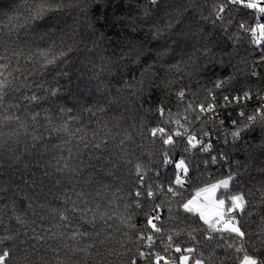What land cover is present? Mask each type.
Here are the masks:
<instances>
[{
	"label": "trees",
	"instance_id": "trees-1",
	"mask_svg": "<svg viewBox=\"0 0 264 264\" xmlns=\"http://www.w3.org/2000/svg\"><path fill=\"white\" fill-rule=\"evenodd\" d=\"M224 180L241 234L186 209ZM246 258L264 264V11L0 0V264Z\"/></svg>",
	"mask_w": 264,
	"mask_h": 264
},
{
	"label": "rangeland",
	"instance_id": "rangeland-1",
	"mask_svg": "<svg viewBox=\"0 0 264 264\" xmlns=\"http://www.w3.org/2000/svg\"><path fill=\"white\" fill-rule=\"evenodd\" d=\"M260 1L261 0H248L251 7H257L259 14L263 13L264 11V6L262 7V5L259 4ZM254 33L256 34L258 42H260L263 38V26L258 24L254 29ZM229 185L230 180H224L200 190L195 195V197L190 202H188L186 209L189 212L199 213L203 220L212 228H218L221 231L241 234L237 223H235L233 219L226 221L221 226H216L215 224L218 218L227 215L225 204L223 201L218 199L217 194L220 190L227 189ZM243 205L244 203L242 198H235L231 201V210H238L241 212ZM250 260V258H246L243 264H251Z\"/></svg>",
	"mask_w": 264,
	"mask_h": 264
},
{
	"label": "built area",
	"instance_id": "built-area-1",
	"mask_svg": "<svg viewBox=\"0 0 264 264\" xmlns=\"http://www.w3.org/2000/svg\"><path fill=\"white\" fill-rule=\"evenodd\" d=\"M251 35H256V34L255 33L254 34L252 33ZM184 182H185V177L181 179V183H184ZM234 214H235L234 212L233 213H227L226 216H224V217H222V218H220V219H218L216 221V225L217 226H221L226 221H229Z\"/></svg>",
	"mask_w": 264,
	"mask_h": 264
},
{
	"label": "crops",
	"instance_id": "crops-1",
	"mask_svg": "<svg viewBox=\"0 0 264 264\" xmlns=\"http://www.w3.org/2000/svg\"><path fill=\"white\" fill-rule=\"evenodd\" d=\"M186 206H187V205H186ZM196 214H198V215L200 216V218L203 220L202 216H201L199 213H196ZM222 217H223V216H221L220 218H222ZM220 218H218V219H220ZM218 219H217V220H218ZM217 220H216V221H217ZM203 221H204V220H203ZM204 222H205V221H204ZM205 223H206V222H205ZM206 224H207V223H206ZM215 224H216V223H215ZM216 226H217V225H216ZM250 259H251V260H250V261H251V262H250L251 264H257L256 261H255L254 259H252V258H250ZM248 260H249V259H248ZM253 261H254L255 263H254ZM243 262H244V261H243ZM183 263H186V264H187V261L185 260V262H183ZM242 264H243V263H242Z\"/></svg>",
	"mask_w": 264,
	"mask_h": 264
},
{
	"label": "snow or ice",
	"instance_id": "snow-or-ice-1",
	"mask_svg": "<svg viewBox=\"0 0 264 264\" xmlns=\"http://www.w3.org/2000/svg\"><path fill=\"white\" fill-rule=\"evenodd\" d=\"M42 10H43L42 6H39V5H38V6L36 7V11L33 12L32 15L35 17L37 14L41 13Z\"/></svg>",
	"mask_w": 264,
	"mask_h": 264
}]
</instances>
